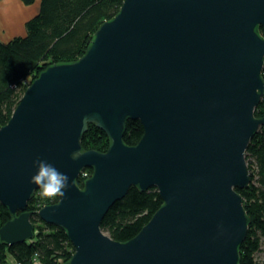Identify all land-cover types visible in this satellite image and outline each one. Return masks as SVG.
<instances>
[{"label":"water","instance_id":"1","mask_svg":"<svg viewBox=\"0 0 264 264\" xmlns=\"http://www.w3.org/2000/svg\"><path fill=\"white\" fill-rule=\"evenodd\" d=\"M263 65L264 0H122L83 55L43 69L0 127V203L12 215L0 241L33 237L39 158L68 176L64 197L37 211L73 246L62 264H238ZM127 120L143 128L132 146ZM88 125L108 137L104 152L82 149ZM131 186L156 188L162 205L118 242L101 222Z\"/></svg>","mask_w":264,"mask_h":264},{"label":"trees","instance_id":"2","mask_svg":"<svg viewBox=\"0 0 264 264\" xmlns=\"http://www.w3.org/2000/svg\"><path fill=\"white\" fill-rule=\"evenodd\" d=\"M31 4L34 0H21ZM122 0H40L39 12L25 23V34L7 42L0 41V127L7 123L26 87L47 66L77 60L90 44L100 24L111 19L120 9ZM259 33H263L259 28ZM264 81V65L261 74ZM254 115H264V95ZM143 128L139 121L127 120L123 136L126 145H135ZM108 137L94 125H88L81 145L83 150L104 152ZM250 184L239 189L243 208L249 219L247 234L238 248V264H264V128L254 134L245 152ZM76 180L79 187L92 170L82 171ZM35 191L26 210L31 212L33 237L25 242L6 245L0 241V264H62L73 253V246L61 227L44 223L37 215L43 205L56 203ZM162 205L156 188L140 191L131 186L105 214L101 229L110 238L125 242L141 230ZM12 218L0 203V227Z\"/></svg>","mask_w":264,"mask_h":264},{"label":"crops","instance_id":"3","mask_svg":"<svg viewBox=\"0 0 264 264\" xmlns=\"http://www.w3.org/2000/svg\"><path fill=\"white\" fill-rule=\"evenodd\" d=\"M40 0L24 4L21 0H0V41L25 34V23L39 12Z\"/></svg>","mask_w":264,"mask_h":264},{"label":"clouds","instance_id":"4","mask_svg":"<svg viewBox=\"0 0 264 264\" xmlns=\"http://www.w3.org/2000/svg\"><path fill=\"white\" fill-rule=\"evenodd\" d=\"M71 158L78 159L77 153H73ZM34 166L37 171L29 183L38 186L41 195L46 198H63L68 187V176L61 173L53 164L39 158L34 161Z\"/></svg>","mask_w":264,"mask_h":264},{"label":"built area","instance_id":"5","mask_svg":"<svg viewBox=\"0 0 264 264\" xmlns=\"http://www.w3.org/2000/svg\"><path fill=\"white\" fill-rule=\"evenodd\" d=\"M81 175H82V177H86L87 176V173H85V172L83 173L82 172ZM32 264H43V263H41L38 260L34 259L33 262H32Z\"/></svg>","mask_w":264,"mask_h":264},{"label":"rangeland","instance_id":"6","mask_svg":"<svg viewBox=\"0 0 264 264\" xmlns=\"http://www.w3.org/2000/svg\"><path fill=\"white\" fill-rule=\"evenodd\" d=\"M81 175V174H80ZM8 262L10 263V264H12L11 262H12V260L8 257Z\"/></svg>","mask_w":264,"mask_h":264}]
</instances>
